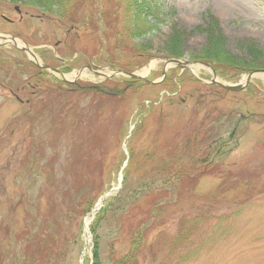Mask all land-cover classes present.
Here are the masks:
<instances>
[{"label":"rangeland","instance_id":"1","mask_svg":"<svg viewBox=\"0 0 264 264\" xmlns=\"http://www.w3.org/2000/svg\"><path fill=\"white\" fill-rule=\"evenodd\" d=\"M114 1H100L96 30L44 18L38 10L20 8L18 15L7 2H0V33L29 48L41 64L43 59H56L51 65L60 71L67 68L63 76L69 80L86 62L85 57L96 55L91 63L106 69L120 51V63L130 64L137 61L132 56L133 43L122 45L125 38L118 35V20L108 22L106 16L114 10ZM92 3H86L84 15H89ZM152 3L163 23L153 34L134 41L135 45H148L146 51L154 56L136 71L143 76L154 65L148 81L160 78L171 29L180 35L183 60H190L188 55L200 57L206 49L208 21L212 22L208 28L221 34L227 53L251 60L247 57L249 44L258 48V62H263L261 0ZM122 46L126 51L120 50ZM29 65L23 52L0 46V264H11L8 257L15 261L26 249L38 261L46 252L68 243L67 264H89L94 244L100 261L110 264L129 251L134 234L141 240L136 264H264L262 119L255 116L242 123L236 134L240 139L237 149L228 158L216 159L215 166L202 175L203 155L190 153L192 171L188 167L186 173H197V179H182L174 192L164 189L163 193L157 190L164 182L160 179L152 187L141 188V195L135 194L150 182L142 178L140 170L148 153L166 147L176 151L180 143L192 139L194 131L201 132L196 141L205 146V133L211 138L230 133L227 126L215 133L219 119L235 120L247 112L264 115V94L257 101V94L204 85L211 72L196 67L193 74H182L174 94L170 88L171 93L159 104L149 105L163 86L155 90L131 87L119 95L114 84L121 77L115 76L99 93L86 89L94 86V78L88 74L79 77L77 86H60L58 76L41 74ZM173 72L179 74L168 69L165 76ZM224 79L217 76L227 84L237 83L241 76L231 82ZM250 86L251 92L264 91V76L253 78ZM103 195L107 196L101 200L100 210L106 207V211L90 235L94 216H80L73 208L80 199V205L87 199L96 205ZM68 212H73L72 220H68ZM85 219L88 234L83 230Z\"/></svg>","mask_w":264,"mask_h":264},{"label":"trees","instance_id":"2","mask_svg":"<svg viewBox=\"0 0 264 264\" xmlns=\"http://www.w3.org/2000/svg\"><path fill=\"white\" fill-rule=\"evenodd\" d=\"M3 2H8L13 5H21L23 8L40 10L44 15L69 23L72 26H76L81 29L85 26L90 29H97V23L99 18L96 15L98 12L99 3L101 0H92L91 8L93 11H90L89 15H84L83 9L86 3L89 0H0ZM153 0H115L114 10L108 11L106 16L108 17V22H114L115 19L118 20L120 24L121 32L118 34L120 37H124L123 41H131L132 43L139 38H142L145 35L153 34L157 30L158 24H162L163 21L157 18V11L152 3ZM264 4V0H261ZM161 14V13H160ZM110 20V21H109ZM212 22L208 21L206 25V31L210 36L208 38L207 46L205 51L202 53V56L197 54L192 55V59H198L204 62L213 63L212 67L219 73V75L232 78L234 74L246 72L254 69H264V59L263 62H258L260 59L261 53L257 47L249 45L247 46V57L248 59H236L227 51L224 50L223 44L224 40L216 28L211 26ZM204 29V30H205ZM211 30V31H210ZM203 32V31H201ZM171 35L167 45L165 46V51L167 52L168 57H182L183 52L181 51L180 35L173 27L170 31ZM178 42V44H176ZM149 48L148 45H135L133 43V58H137V61L130 62V64H121L122 56L121 52L117 51V54L114 58V61H110V64L120 66L126 71H130L134 68H140L143 66L152 56L149 54L146 49ZM120 50L126 51V47H120ZM201 135V132L194 131V136L192 139H187L183 143H180L177 150L166 147L162 151H153L151 154L146 155L147 162H143L140 165L141 176L142 178H148L150 182L139 188L136 195H141V188H147L148 186L152 187L155 184V181L158 182L160 179H163L164 182L162 186H157V190L165 191L169 190L174 192L176 189V183H180L182 179H190L193 181L198 178L197 173L190 175L186 173V169L189 167L192 171L191 162H193L194 155L202 154L203 157L205 150H209L210 147L205 148L202 143H197V138ZM198 146V147H197ZM202 147V149H201ZM193 151V152H192ZM172 152V153H171ZM191 158V159H190ZM190 160V162H189ZM198 161V160H197ZM196 166L197 162H195ZM203 172H206L209 167H211L207 162L203 164ZM127 174V173H126ZM125 174V176H126ZM152 177V179H151ZM154 177V178H153ZM172 178V179H170ZM180 185V184H179ZM155 189V188H152ZM163 193V192H162ZM80 197V196H79ZM112 201L117 200V198L111 199ZM81 199L77 202L74 211L80 215L85 216L92 209L94 202H90L89 199L84 201V204H79ZM162 203H159L160 206ZM108 210V209H107ZM106 211V207L102 208L98 214L95 216L93 221V229H91L92 234L95 232V226H98L99 221L101 220L103 214ZM73 219V212H68V220ZM29 239H31L29 237ZM141 243L139 237L134 234L132 238L129 251L117 262H111L110 264H136L138 247ZM71 243L65 245L62 249H52L46 252L40 260L36 261L32 256L29 255L28 250L24 255L20 256L19 259L15 261L11 257H8L11 264H67V254L68 248L71 246ZM23 251V250H22ZM8 261V260H6ZM89 264H103L98 256V246L94 244V250L92 252V260Z\"/></svg>","mask_w":264,"mask_h":264},{"label":"water","instance_id":"3","mask_svg":"<svg viewBox=\"0 0 264 264\" xmlns=\"http://www.w3.org/2000/svg\"><path fill=\"white\" fill-rule=\"evenodd\" d=\"M1 39L4 40V38H1ZM24 51L26 52V50H24ZM30 56H31V55H30ZM31 57H32V59H33L34 62H35V59L33 58V56H31ZM173 62H174V61H173ZM175 63H176V65H178V66L181 65V64H179L178 61H176ZM185 65H186V66H184V69H185V68L187 69V67H188L189 65H197V64H196V63H189V62L187 63V62H186ZM198 65H199V64H198ZM203 66H204V67H209V66H207V65H203ZM53 72H55V71H53ZM252 75H253V74L250 73V74H248V75L246 76V79H245L243 85L229 86V85H226V84H223V83L217 81V80H216V77H215V73L212 71V79H211V83L214 84L215 86H217V87H219V88H222V89H225V90H227V91H240V90H242V89L244 88V86H246V85L248 84V82H249L250 78L252 77ZM129 76L132 77V78H134L133 75H129ZM103 198H104V196L100 198L99 203L101 202V200H102Z\"/></svg>","mask_w":264,"mask_h":264},{"label":"bare ground","instance_id":"4","mask_svg":"<svg viewBox=\"0 0 264 264\" xmlns=\"http://www.w3.org/2000/svg\"><path fill=\"white\" fill-rule=\"evenodd\" d=\"M152 66L149 67V69L145 70V73L151 70Z\"/></svg>","mask_w":264,"mask_h":264}]
</instances>
